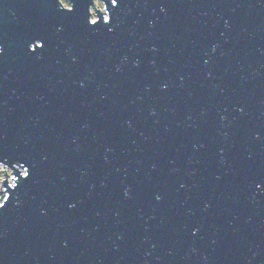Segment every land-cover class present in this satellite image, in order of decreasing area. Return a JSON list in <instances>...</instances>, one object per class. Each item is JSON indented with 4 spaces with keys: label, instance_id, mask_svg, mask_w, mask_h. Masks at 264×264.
I'll list each match as a JSON object with an SVG mask.
<instances>
[{
    "label": "water",
    "instance_id": "1",
    "mask_svg": "<svg viewBox=\"0 0 264 264\" xmlns=\"http://www.w3.org/2000/svg\"><path fill=\"white\" fill-rule=\"evenodd\" d=\"M97 1L0 0V264H264V0Z\"/></svg>",
    "mask_w": 264,
    "mask_h": 264
},
{
    "label": "snow or ice",
    "instance_id": "2",
    "mask_svg": "<svg viewBox=\"0 0 264 264\" xmlns=\"http://www.w3.org/2000/svg\"><path fill=\"white\" fill-rule=\"evenodd\" d=\"M57 3L59 5V8L62 10H67L68 13H72L73 12V4L71 3V0H63V2H61V0H57ZM111 4L113 7H116L117 5V0H111ZM92 24H96L97 21L93 20L91 21ZM105 23H108V21H105ZM34 40V44H31L32 47H29V51L30 52H36L37 48L39 49H44L46 47V37L43 35H39L37 34L36 36H34L32 38ZM37 41H41L40 43H37ZM3 54V49L0 48V55ZM25 172H27V170H25ZM13 179H15V177H13ZM7 183L5 181V175H4V163L0 162V187L4 188V184ZM259 187V185H257ZM4 190L6 191V189L4 188ZM157 200L160 199L159 196L156 197ZM8 200V196H4L3 197V201L4 202H0V209H3L5 207V201ZM195 235V233H193Z\"/></svg>",
    "mask_w": 264,
    "mask_h": 264
},
{
    "label": "rangeland",
    "instance_id": "3",
    "mask_svg": "<svg viewBox=\"0 0 264 264\" xmlns=\"http://www.w3.org/2000/svg\"><path fill=\"white\" fill-rule=\"evenodd\" d=\"M93 4H94V7H95V9L97 10V7H98V9H100V10H102L103 8H102V4H101V2L100 1H97L96 2V0H93ZM93 12V13H92ZM103 14H104V12L103 11H101ZM90 17H91V19H93L94 17H95V13H94V10H93V8L91 7L90 8Z\"/></svg>",
    "mask_w": 264,
    "mask_h": 264
},
{
    "label": "built area",
    "instance_id": "4",
    "mask_svg": "<svg viewBox=\"0 0 264 264\" xmlns=\"http://www.w3.org/2000/svg\"><path fill=\"white\" fill-rule=\"evenodd\" d=\"M10 171L11 170L9 168L4 167V172L8 176V177H5V180H6V182H9V183L12 182L11 179L9 178L12 176V173H9ZM0 202H1V200H0Z\"/></svg>",
    "mask_w": 264,
    "mask_h": 264
},
{
    "label": "bare ground",
    "instance_id": "5",
    "mask_svg": "<svg viewBox=\"0 0 264 264\" xmlns=\"http://www.w3.org/2000/svg\"><path fill=\"white\" fill-rule=\"evenodd\" d=\"M11 170V169H10ZM11 181H12V179H11ZM8 184H11V182L9 183V182H7Z\"/></svg>",
    "mask_w": 264,
    "mask_h": 264
},
{
    "label": "clouds",
    "instance_id": "6",
    "mask_svg": "<svg viewBox=\"0 0 264 264\" xmlns=\"http://www.w3.org/2000/svg\"><path fill=\"white\" fill-rule=\"evenodd\" d=\"M61 2H63V0H61Z\"/></svg>",
    "mask_w": 264,
    "mask_h": 264
}]
</instances>
